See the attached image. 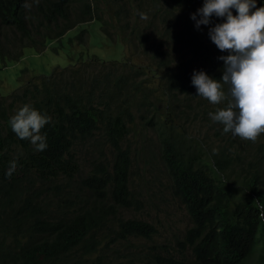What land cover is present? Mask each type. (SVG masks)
I'll return each mask as SVG.
<instances>
[{
    "label": "trees",
    "instance_id": "obj_1",
    "mask_svg": "<svg viewBox=\"0 0 264 264\" xmlns=\"http://www.w3.org/2000/svg\"><path fill=\"white\" fill-rule=\"evenodd\" d=\"M28 2L30 9L25 0H0L2 63L19 60L26 47L42 52L47 40L92 21L129 54L121 61L80 60L48 75L24 78V70L19 86L0 95V264H121L110 245L128 243L142 249L140 264H264V145L249 154L221 129L217 140H207L185 125L187 96L195 98L197 89L193 72L185 74L171 55L186 36L176 28L179 19L204 0ZM154 19L163 25L156 34L149 29ZM224 19L215 16L205 33L218 56L229 53L208 33ZM137 53L160 72L156 87L145 67L131 62ZM198 103L196 117L210 120L212 107ZM25 104L51 118L41 130L43 151L9 124ZM170 199L183 207L187 222L159 246L140 244L158 233L144 217ZM169 221L158 220L166 228Z\"/></svg>",
    "mask_w": 264,
    "mask_h": 264
},
{
    "label": "rangeland",
    "instance_id": "obj_2",
    "mask_svg": "<svg viewBox=\"0 0 264 264\" xmlns=\"http://www.w3.org/2000/svg\"><path fill=\"white\" fill-rule=\"evenodd\" d=\"M196 12L197 8L189 10L185 12L178 21L176 28L182 26L186 32V36L179 39L180 46L172 52V63H179L181 70L185 74L187 71L188 73L201 70L211 72L220 71L221 76L217 79L219 80L223 75L224 62L218 59L220 56L213 51L205 37V33L215 16L211 17L210 24L200 25L199 29H197L195 21L191 19V14ZM197 19H199V15H197ZM161 25L162 23L159 20L154 19V24L150 26L149 29L156 34L157 30L161 28ZM188 48L190 49L188 50ZM179 51H182V53ZM128 54L129 50L118 38L107 36L99 21L78 24L73 29L67 31L62 38L47 40V45L42 52H37L33 47H26L19 60H6L5 63H2L0 60V95H6L19 86V77L24 70L27 71L24 78H28L33 73L48 75L56 67H65L70 64L78 65L80 60H88L89 58L96 57L100 61H121ZM188 60L192 61L188 63ZM131 62L135 66L145 67L146 71H148L147 76L151 81V85L154 87L157 86L158 74H160V72L156 70L152 62L140 53L133 54ZM154 93L160 96L162 94L161 88H155ZM194 95L195 98L192 95L187 96V100L190 102V108L185 112L188 114L186 119L187 123H185V125L189 127L188 131L194 134H197L199 131L207 140H217L218 137L216 132H222L219 129L223 130V126L218 122H213L209 114L210 120L208 118L207 120L197 118L196 115L201 109L197 108L196 104L199 101L200 103L198 104L201 105L202 109H209L212 107L210 112H214L216 108L205 98L197 94ZM179 101H185V97L179 95ZM179 108L182 109V105L179 104ZM145 132L149 136L152 134L149 130ZM226 135H230L233 139L245 143V150H247L249 154L256 151L258 145H264V133L258 137L256 142L242 140L230 132L226 133ZM149 153H151V148L146 147L145 155L148 156ZM138 159L139 157L136 158V162ZM135 166L136 163L134 164V169H136ZM134 177L133 174V178ZM158 187L159 190L160 186ZM165 194L168 195L166 192ZM168 196L170 197V195ZM144 218L151 219L156 223L158 233L155 234L152 239L145 240L141 238L139 240L140 244L145 242L147 244L158 245L171 230L182 228L185 222H187L183 207H178V203H174L172 199L151 209ZM158 220H161L163 224L170 220L168 222V224H170L169 227H161L162 225L159 224ZM109 244L110 243H108V245ZM110 248H117L119 250L118 256L114 261H119L121 264H140L141 257L144 255L142 249L139 250L130 245V243L125 244V246H121V244H112ZM108 257L109 259L113 258L114 253L108 250ZM104 261L106 262L107 260ZM109 263H111V261Z\"/></svg>",
    "mask_w": 264,
    "mask_h": 264
},
{
    "label": "clouds",
    "instance_id": "obj_3",
    "mask_svg": "<svg viewBox=\"0 0 264 264\" xmlns=\"http://www.w3.org/2000/svg\"><path fill=\"white\" fill-rule=\"evenodd\" d=\"M39 2L33 0L37 5ZM256 2L204 0L203 6L191 14L197 29L210 24L213 16L226 18L209 28L208 33L221 52L229 53L218 58L224 62L222 78L217 80L203 70L194 71L191 83L198 96L219 105L209 116L223 126L224 133L252 142L264 133V6L257 7ZM24 7L30 9L32 4L25 0ZM140 15L147 19L144 13ZM50 121L49 116L25 104L11 116L9 124L18 138L30 140L37 151H43L47 143L41 130ZM15 169L13 160L6 175L11 177Z\"/></svg>",
    "mask_w": 264,
    "mask_h": 264
}]
</instances>
